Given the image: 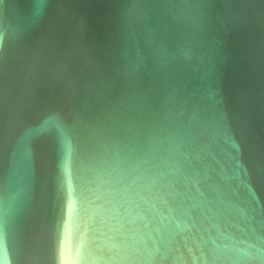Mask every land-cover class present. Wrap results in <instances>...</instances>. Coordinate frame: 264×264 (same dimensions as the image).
<instances>
[{
    "label": "water",
    "instance_id": "obj_1",
    "mask_svg": "<svg viewBox=\"0 0 264 264\" xmlns=\"http://www.w3.org/2000/svg\"><path fill=\"white\" fill-rule=\"evenodd\" d=\"M178 239L264 259V0H0V262Z\"/></svg>",
    "mask_w": 264,
    "mask_h": 264
},
{
    "label": "clouds",
    "instance_id": "obj_2",
    "mask_svg": "<svg viewBox=\"0 0 264 264\" xmlns=\"http://www.w3.org/2000/svg\"><path fill=\"white\" fill-rule=\"evenodd\" d=\"M238 258L223 257L212 253L205 256L203 253L196 256L194 254H185L182 247V241L177 240L174 246L160 253H150L148 255H126L119 258L121 264H224L225 260H231L232 264H237ZM256 259H260L259 256ZM3 264V262H0ZM80 264H88L81 261ZM260 264H264V259H260Z\"/></svg>",
    "mask_w": 264,
    "mask_h": 264
}]
</instances>
